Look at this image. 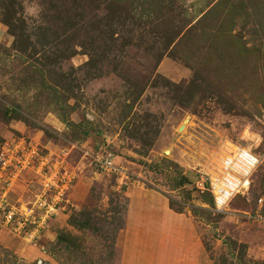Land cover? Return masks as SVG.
I'll return each mask as SVG.
<instances>
[{
    "label": "rangeland",
    "instance_id": "rangeland-1",
    "mask_svg": "<svg viewBox=\"0 0 264 264\" xmlns=\"http://www.w3.org/2000/svg\"><path fill=\"white\" fill-rule=\"evenodd\" d=\"M260 198L264 0H0V264H124L131 230V264H264Z\"/></svg>",
    "mask_w": 264,
    "mask_h": 264
},
{
    "label": "built area",
    "instance_id": "built-area-1",
    "mask_svg": "<svg viewBox=\"0 0 264 264\" xmlns=\"http://www.w3.org/2000/svg\"><path fill=\"white\" fill-rule=\"evenodd\" d=\"M105 169H113L108 159L100 161ZM5 164V163H4ZM259 164V159L252 153L246 151L237 152L227 169L224 171L221 181L212 184L213 192L216 194V204L219 209L226 206L227 202L238 195L246 194L250 189L251 177ZM216 188V189H215ZM2 209L0 203V210ZM4 221L7 224L14 222L15 213L12 210L4 209ZM249 218L264 225V199L258 201V209L248 215ZM15 223V222H14ZM38 264H44L42 260Z\"/></svg>",
    "mask_w": 264,
    "mask_h": 264
},
{
    "label": "crops",
    "instance_id": "crops-1",
    "mask_svg": "<svg viewBox=\"0 0 264 264\" xmlns=\"http://www.w3.org/2000/svg\"><path fill=\"white\" fill-rule=\"evenodd\" d=\"M133 209V208H132ZM149 213H151V210H150V212ZM134 216V211L132 210L131 211V217H130V220H131V218ZM162 226V225H161ZM163 227V226H162ZM164 230L163 231H167V232H170V231H172V229H174V226H167V225H165L164 227ZM148 231H149V233H151L152 232V230L149 228L148 229ZM157 231V230H156ZM155 231V232H156ZM154 232V233H155ZM183 232V231H182ZM145 233V232H144ZM160 233H161V231H160ZM164 233V232H163ZM184 233V232H183ZM182 233V234H183ZM162 234V233H161ZM160 234V235H161ZM146 236L143 234V236H142V234H137V232L135 231V230H131L130 231V239H129V241H128V248H127V250H126V252L128 253L127 254V259H125V263L124 264H131L130 263V260H129V256L130 255H134V254H131V252H130V250H129V248H133L132 246H130L131 244H133V245H143V244H145V242H139V243H137L138 242V240L137 239H139V238H141V239H144ZM156 244V246H160V243H157V242H151L150 244H149V247L150 248H153L154 247V245ZM141 254V253H140ZM149 254H151V259L150 260H148L149 262L147 263V260L145 261V260H142L141 259V256L139 255V260H140V262L138 263V264H153V257H152V251H150V253ZM150 257V256H149Z\"/></svg>",
    "mask_w": 264,
    "mask_h": 264
}]
</instances>
